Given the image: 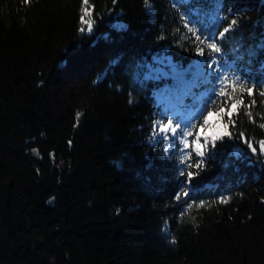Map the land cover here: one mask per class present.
I'll return each mask as SVG.
<instances>
[{"label":"trees","instance_id":"obj_1","mask_svg":"<svg viewBox=\"0 0 264 264\" xmlns=\"http://www.w3.org/2000/svg\"><path fill=\"white\" fill-rule=\"evenodd\" d=\"M230 25L210 71L255 85L233 94L244 105L231 136L214 147L209 136L203 158L153 142L154 121L192 115L166 109L158 93L171 79L141 77L159 59L208 60L188 28ZM218 87L194 89L190 112L207 97L229 107ZM260 92L264 0H0V264H264V154L239 135L264 140ZM188 152L200 169L181 163ZM180 170L199 174L182 184Z\"/></svg>","mask_w":264,"mask_h":264},{"label":"snow or ice","instance_id":"obj_2","mask_svg":"<svg viewBox=\"0 0 264 264\" xmlns=\"http://www.w3.org/2000/svg\"><path fill=\"white\" fill-rule=\"evenodd\" d=\"M25 2H28V0H25ZM83 2L87 4L88 0H83ZM84 11L86 15H90L87 9ZM81 19L82 22L87 25V31L91 32L93 26L92 21L90 19H84V17ZM235 23L236 21H232V24ZM230 30L231 25L228 28H224L223 32L207 35L205 34L207 31L206 29L198 30L193 27H189L188 31L195 35L194 43L199 42V44L206 45V48L209 50V59L198 61L194 65H190L188 68H183L179 65L173 64L167 58L159 59L156 66L150 69L146 76L141 77L142 79H152L156 81H166L171 79L173 83L171 85L165 84V86L161 88L158 93L159 97L162 102L165 103L167 110H174L176 112L184 110L192 115V119H177L175 123L173 122L172 116H164L163 119L154 121L150 136V139H152L153 142L159 141L161 143H168L170 146H175V143L179 142L182 145L180 149L181 152L192 148L198 157L203 158L205 156L204 149L208 143L209 136L213 142V147L215 146V141L222 140L225 136H231V133L228 131L229 124L235 127L236 122L232 119V117L239 107L244 105L243 98L241 97L240 99H236L233 94L236 92L238 84H240L241 94L246 91L249 96H252L255 85L253 84L252 87H246L247 81L242 80L241 77L235 76L234 74L230 77L228 72L223 69L222 65L215 70V74H213V71H210L213 69L214 63H218L212 59V54H219L222 51L217 41L223 40L225 33H228ZM81 31L83 32L85 29L81 28ZM199 44L196 47V51L200 56H204L205 48L200 47ZM205 65L207 68H205ZM211 83L219 85L218 88H213L212 96L227 98L223 103L230 102V106H222L219 107L218 110H212L211 105L216 104L218 101L212 99L211 97H207L199 114H192L190 109L195 107V104H185V100L191 97L195 101L198 94L194 91V89ZM229 88H231V93L228 90ZM259 94L264 97V92H260ZM255 103V100L251 101V104ZM250 106L251 105H249V107ZM77 115L79 116V114ZM248 115L251 116V113L249 112ZM201 117L203 118V122L199 125V131L195 133L194 139L190 142L188 137L194 135L193 129L197 127V125L193 123V120L199 121ZM213 117H216L215 122L213 121ZM225 117H227V122H224ZM217 125L222 126L223 131L216 130ZM260 127L264 128V124H261ZM239 135L243 138L244 143L248 145L253 154L257 153V146L260 149V153L264 154V140L253 142L250 138H245L243 133H240ZM202 136L204 138V143H201ZM254 143H256L257 146H253ZM167 151L168 149L165 148V152ZM33 152L36 153V155H39V149H33ZM235 155H237L238 158H247L246 153L240 150H237ZM191 157V152L187 153L186 158L181 156V163L188 167L200 169L204 163L203 159L189 165L188 161L191 160ZM198 174V172L185 173L184 170H180L179 172V175L185 176V181L182 182V184L187 185H190L192 179ZM181 196L189 197L188 187L182 186L181 191L177 193L175 199L180 201ZM49 202L51 203V201ZM181 202L188 205L189 208L192 207V204H190L188 200ZM222 202L227 201L224 199ZM203 206L204 202L202 201L198 207Z\"/></svg>","mask_w":264,"mask_h":264}]
</instances>
